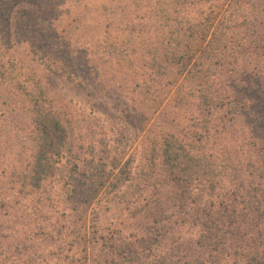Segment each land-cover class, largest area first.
<instances>
[{
	"label": "trees",
	"instance_id": "obj_1",
	"mask_svg": "<svg viewBox=\"0 0 264 264\" xmlns=\"http://www.w3.org/2000/svg\"><path fill=\"white\" fill-rule=\"evenodd\" d=\"M12 41L70 82L125 76L135 173L77 141ZM0 82L34 145L0 178V264H264V0H0Z\"/></svg>",
	"mask_w": 264,
	"mask_h": 264
},
{
	"label": "rangeland",
	"instance_id": "obj_2",
	"mask_svg": "<svg viewBox=\"0 0 264 264\" xmlns=\"http://www.w3.org/2000/svg\"><path fill=\"white\" fill-rule=\"evenodd\" d=\"M12 42L26 70L34 72L41 85L67 111L77 141L85 146L95 144L98 151L106 149L110 163L129 161L135 173L142 162L143 131L139 121H130L128 115H141L148 104L133 93V86L126 85L125 76L115 74L112 78L105 74V89L87 75H81L77 83L70 82L50 73L33 58L25 44ZM149 116L153 123H161L163 118L158 113ZM30 122L25 104L0 82V178L8 176L34 152ZM103 141L105 145L101 147Z\"/></svg>",
	"mask_w": 264,
	"mask_h": 264
}]
</instances>
